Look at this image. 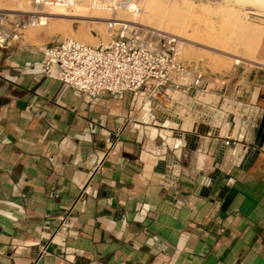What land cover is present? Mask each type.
<instances>
[{"label":"crops","instance_id":"crops-1","mask_svg":"<svg viewBox=\"0 0 264 264\" xmlns=\"http://www.w3.org/2000/svg\"><path fill=\"white\" fill-rule=\"evenodd\" d=\"M44 50L0 55V264H264V152L207 136L152 155L131 95L87 99L41 67ZM243 106L217 125L258 139L264 91Z\"/></svg>","mask_w":264,"mask_h":264},{"label":"rangeland","instance_id":"rangeland-1","mask_svg":"<svg viewBox=\"0 0 264 264\" xmlns=\"http://www.w3.org/2000/svg\"><path fill=\"white\" fill-rule=\"evenodd\" d=\"M22 1L26 7L20 5ZM29 1L0 0V14L6 24H10L22 15L33 19L37 18L36 25L29 26L23 31L22 47L45 49L66 37L98 45L101 42H108L111 38L108 20L98 23L96 21H100L99 19L55 17L46 18V23L42 24L38 19L41 16L47 17L45 12H48V9L34 11L29 5ZM147 1L143 16L166 27L165 20L153 19L155 17L148 15ZM187 1L193 3L195 8L191 9L189 5L182 4V0H176L175 4L171 3L172 0H157L154 12L167 5L170 7L169 12L182 8L191 9L183 17L190 19L191 27L187 30L188 34L201 36L208 41L211 40L208 39L209 36L218 37L213 41L214 43L223 44L232 49L237 48L239 52L236 57L196 42L175 37L183 59L189 64L187 81L191 80L192 74L195 73L194 69H197L203 73L208 88L205 86L200 89L195 96L182 92H171L169 95L162 93L158 95V101L152 102L153 113H150L151 121L149 123L151 135L149 144L152 155H176L181 150L201 147L202 137H207L215 127L219 126L217 124L221 123L214 117L215 113L219 112L224 117L228 115V121H234V113H240L241 107H244L243 104L247 103L253 91H264V66L256 63L264 62V17L249 13L251 9L246 6L234 2L227 3L229 8L225 10L226 15L231 16L240 12L244 23L255 28V37H247L243 30L234 25L230 17L224 16L221 12L220 6L226 5V0ZM200 4L207 6L210 4L209 11L201 9ZM8 9L21 11L10 12ZM122 14L125 18L133 19L129 14ZM157 31L165 33L162 30ZM165 35L168 34L165 33ZM236 58L240 62H236ZM250 60H255V62ZM238 102H241L242 106L239 107ZM167 121L170 123L166 124ZM192 121L197 124L194 126ZM153 130L156 131L155 134H152ZM179 139L184 140L182 146L176 144Z\"/></svg>","mask_w":264,"mask_h":264},{"label":"built area","instance_id":"built-area-1","mask_svg":"<svg viewBox=\"0 0 264 264\" xmlns=\"http://www.w3.org/2000/svg\"><path fill=\"white\" fill-rule=\"evenodd\" d=\"M144 2L145 0H30L28 3L34 11H43L53 5L74 8L87 3L89 6L110 9L114 14H129L135 19L143 13ZM1 16L2 14L0 55L5 49L22 46L23 31L37 24V18L24 15L6 24ZM38 20L41 23V19ZM130 20L132 19L108 20L111 38L98 45L72 37L58 41L45 48L41 67L45 71L57 69L59 81L89 100L104 95L122 100L131 95L135 106L148 113V107L151 108L152 102L158 101L159 94L182 92L195 96L200 89L205 86L208 88L203 73L197 69H194L191 80L187 81L189 64L183 59L175 37ZM220 128L221 125L208 134L214 139V145L220 143L228 149H234L236 143H242L243 149L251 157L255 153L264 152V142L261 144L260 137L257 139L249 136L237 140L232 135L223 133ZM161 163L163 167L167 166L165 160L162 159ZM64 225L65 219H61L51 232L53 238Z\"/></svg>","mask_w":264,"mask_h":264},{"label":"bare ground","instance_id":"bare-ground-1","mask_svg":"<svg viewBox=\"0 0 264 264\" xmlns=\"http://www.w3.org/2000/svg\"><path fill=\"white\" fill-rule=\"evenodd\" d=\"M146 2V0H145ZM144 2V4H145ZM176 0H172L171 3L175 4ZM230 2H234L236 4L242 5V6H246L249 9H251L249 11V13L254 14V15H258L261 17H264V0H226V5H221L220 9L221 12L224 14V16H228V18L230 17V19H232V22L234 23V25L243 30V33L245 36L247 37H255V28H251L248 25H246L244 23V20L242 19V17H240V12H234V15L229 16V14L226 15L225 10L227 8H229V5H227V3ZM147 4L149 5V9H147L148 15L155 17L153 19H163L167 22V26H161L159 25V23L154 22L151 18L148 19L146 17L143 16V13H141L140 15H137V17H135V19H132L130 21H132L133 23H138L146 28H150V29H155V30H162L164 31L166 34L168 35H172L176 38H179L181 40H186V41H190V42H196L202 46H206L212 49H215L219 52L222 53H226V54H230L232 56H238V52L237 48L232 49L231 47L228 46H224L223 44H217L214 43L213 41H215L218 37H212L209 36L208 39L211 40H207L202 38L201 36H197L195 34H188V29L191 27V23H190V19L187 18H183L185 17V15L190 12L189 10L195 8V5L193 3H188L187 0H182V4L184 5H189V7L191 9H179L176 10L174 12H169V8L168 5L165 6L164 8L161 9H157V11L154 12V8H156V4H157V0H148ZM20 5L22 7H26V5L24 4V2L22 1L20 3ZM210 5V4H209ZM204 5V4H200V8L203 9L204 11H209L210 6ZM233 9V8H232ZM10 12H19L21 10L19 9H8ZM45 14H47V17L45 16H41L40 17V21L42 24L46 23L45 19H51V18H55V17H73V18H91V19H99L100 21H96L98 23H103L105 20H114V21H126L128 18L124 17V14L122 13H117L114 14L112 10L110 9H106V8H100V7H94V6H89L87 5V3L78 5L74 8H68L66 6H62V5H53L48 9V12H45ZM129 21V20H128ZM170 25V26H168ZM172 26V27H171ZM257 35V34H256ZM239 58V57H238ZM236 58V62H240V60ZM251 61V60H250ZM251 62H255V60H252ZM258 64H261L264 66V62H256ZM149 113H153L152 109L150 107H148ZM217 116H220V113L217 112ZM169 124L170 122L167 121L166 124ZM194 126L197 124L196 122L194 123V121L191 122ZM166 124H164V126H166ZM155 130H153L152 134H155ZM176 144L178 146H182L184 144V140L183 139H179L177 140ZM142 158L143 160L146 162V164L150 167L152 162L156 159L153 156H150L148 153H143L142 154ZM204 156L202 155L201 159L203 160ZM167 162L169 165H176L177 164V160L173 157L171 158H167Z\"/></svg>","mask_w":264,"mask_h":264},{"label":"water","instance_id":"water-1","mask_svg":"<svg viewBox=\"0 0 264 264\" xmlns=\"http://www.w3.org/2000/svg\"><path fill=\"white\" fill-rule=\"evenodd\" d=\"M258 137H260L261 144L264 142V118L258 130Z\"/></svg>","mask_w":264,"mask_h":264},{"label":"trees","instance_id":"trees-1","mask_svg":"<svg viewBox=\"0 0 264 264\" xmlns=\"http://www.w3.org/2000/svg\"><path fill=\"white\" fill-rule=\"evenodd\" d=\"M231 194H234V192H231Z\"/></svg>","mask_w":264,"mask_h":264}]
</instances>
